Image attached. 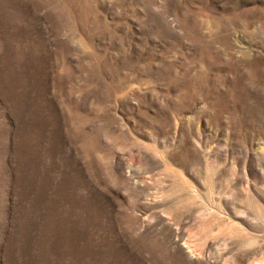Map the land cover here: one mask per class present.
I'll use <instances>...</instances> for the list:
<instances>
[{"label":"rangeland","instance_id":"1","mask_svg":"<svg viewBox=\"0 0 264 264\" xmlns=\"http://www.w3.org/2000/svg\"><path fill=\"white\" fill-rule=\"evenodd\" d=\"M0 264H264V0H0Z\"/></svg>","mask_w":264,"mask_h":264}]
</instances>
